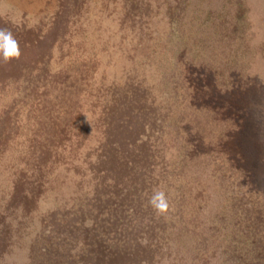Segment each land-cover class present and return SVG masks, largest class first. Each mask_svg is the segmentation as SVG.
Instances as JSON below:
<instances>
[{"label":"rangeland","instance_id":"rangeland-1","mask_svg":"<svg viewBox=\"0 0 264 264\" xmlns=\"http://www.w3.org/2000/svg\"><path fill=\"white\" fill-rule=\"evenodd\" d=\"M0 28V264H264V0H0Z\"/></svg>","mask_w":264,"mask_h":264},{"label":"clouds","instance_id":"clouds-1","mask_svg":"<svg viewBox=\"0 0 264 264\" xmlns=\"http://www.w3.org/2000/svg\"><path fill=\"white\" fill-rule=\"evenodd\" d=\"M22 56L20 43L14 33L7 28H0V61L10 63L12 60H18ZM86 119L89 117L85 113ZM148 205L159 216H166L171 208L169 194L162 189H154Z\"/></svg>","mask_w":264,"mask_h":264}]
</instances>
